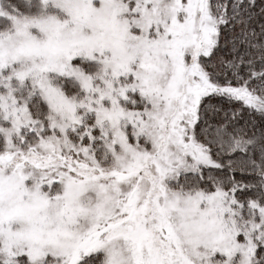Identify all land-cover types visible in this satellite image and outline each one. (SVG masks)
<instances>
[{"label": "snow or ice", "instance_id": "snow-or-ice-1", "mask_svg": "<svg viewBox=\"0 0 264 264\" xmlns=\"http://www.w3.org/2000/svg\"><path fill=\"white\" fill-rule=\"evenodd\" d=\"M0 264H264V0H0Z\"/></svg>", "mask_w": 264, "mask_h": 264}]
</instances>
